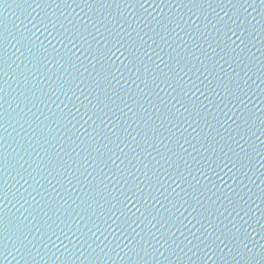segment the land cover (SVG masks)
Listing matches in <instances>:
<instances>
[{
	"label": "water",
	"instance_id": "95a60500",
	"mask_svg": "<svg viewBox=\"0 0 264 264\" xmlns=\"http://www.w3.org/2000/svg\"><path fill=\"white\" fill-rule=\"evenodd\" d=\"M0 264H264V2L0 0Z\"/></svg>",
	"mask_w": 264,
	"mask_h": 264
},
{
	"label": "snow or ice",
	"instance_id": "6c2138e0",
	"mask_svg": "<svg viewBox=\"0 0 264 264\" xmlns=\"http://www.w3.org/2000/svg\"><path fill=\"white\" fill-rule=\"evenodd\" d=\"M262 2H264V0H262ZM225 15H227V13H225ZM42 23H43V22H42ZM34 27H35V25H34ZM53 27H55V24H53ZM225 27L227 28V31L225 32V36H226L229 40H231L233 36H236L237 39H240V37L238 36L237 32H236L233 28L228 27L227 24H225ZM237 27H239V25H237ZM38 30H39V29H38ZM44 30L47 31V27H45ZM229 33H231V35H229ZM241 42H242V41H241ZM232 43H235V40H233ZM116 51L119 52L120 50L117 49ZM111 55H112V56H116V52H112ZM120 55L123 56L124 53H123V52H120ZM126 199H128L129 202L131 203V198H126ZM138 210H139V209H137V211H138Z\"/></svg>",
	"mask_w": 264,
	"mask_h": 264
}]
</instances>
